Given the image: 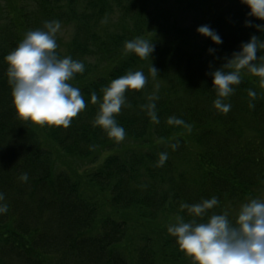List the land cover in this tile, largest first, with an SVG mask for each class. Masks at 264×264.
<instances>
[{"label":"trees","instance_id":"obj_1","mask_svg":"<svg viewBox=\"0 0 264 264\" xmlns=\"http://www.w3.org/2000/svg\"><path fill=\"white\" fill-rule=\"evenodd\" d=\"M5 1L0 192L8 208L0 214V264H192L167 231L177 216L189 219L181 203L216 196L220 203L209 214L234 219V208L264 190V84L242 69L223 113L214 107L209 74L251 35L264 38L246 19L264 21L246 16L241 0ZM175 10L201 17L209 11L207 24L223 42L191 32ZM45 20L72 28L65 49L56 51L85 67L70 83L81 89L86 107L67 127L20 119L6 75L4 56ZM137 37L153 42L151 56L125 52V42ZM136 70L147 82L126 91V106L116 115L126 135L116 142L94 126L98 104L90 93L101 97L111 80ZM161 153H167L163 165Z\"/></svg>","mask_w":264,"mask_h":264},{"label":"clouds","instance_id":"obj_2","mask_svg":"<svg viewBox=\"0 0 264 264\" xmlns=\"http://www.w3.org/2000/svg\"><path fill=\"white\" fill-rule=\"evenodd\" d=\"M241 3L247 5L246 16L264 21V0H241ZM244 23L264 33V23H254L251 19ZM59 29L58 20H45L43 28L27 31L18 45L4 56L12 103L18 117L41 126L67 127L86 107L81 89L70 83L76 74L84 72V63L58 54L56 34ZM196 32L217 45L223 42L208 24L197 26ZM124 48L125 52L146 58L154 51V44L137 37L126 41ZM262 50L264 38L253 34L248 41L241 42L239 50L234 51L226 63L209 73L217 94L213 101L216 109L223 113L230 110L231 104L225 99L235 91L234 85L241 83L242 69L259 76L264 84ZM208 52L213 53L215 49L210 47ZM150 72L155 76L158 69L151 64ZM146 82L142 70L128 71L104 86L101 97L92 91L90 101L98 104L94 126L101 127L116 142L122 141L126 132L117 123L116 115L126 106V91L142 89ZM249 96L254 98L255 91L249 89ZM148 107L154 109L155 104ZM152 115L155 119L154 112ZM169 122L184 123L175 117H170ZM178 144L177 141L171 147L176 149ZM166 159L167 153H161L158 164L163 165ZM21 179L27 181V173L22 174ZM3 200L4 194L0 192V214L8 208ZM219 203L216 196L194 204L181 203L180 208L187 210L189 219L177 216L175 222L167 226L179 249L192 264H264V199L252 198L242 203L234 219L223 211L209 214Z\"/></svg>","mask_w":264,"mask_h":264},{"label":"rangeland","instance_id":"obj_3","mask_svg":"<svg viewBox=\"0 0 264 264\" xmlns=\"http://www.w3.org/2000/svg\"><path fill=\"white\" fill-rule=\"evenodd\" d=\"M23 4H30L28 0H22L21 5ZM32 5V4H31ZM31 8V7H30ZM6 10V1L5 0H0V21L4 19L5 14L3 15L2 12L4 13ZM205 16H200V11L197 13H180L177 10H175L174 15H177L179 17H182L183 19L179 20L180 24L182 26H185L191 30V32L195 33L197 26L207 24L211 22L212 18V13L209 11L205 10ZM196 16V17H195ZM72 33V28L68 25L66 26H60V29L58 30L56 34V39H57V44L61 49H65L66 43L70 39V34ZM107 155V154H105ZM95 167V165H89L87 168H92ZM255 198H260L264 199V190ZM240 205L234 208V212L236 213L239 209Z\"/></svg>","mask_w":264,"mask_h":264}]
</instances>
